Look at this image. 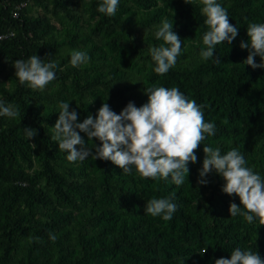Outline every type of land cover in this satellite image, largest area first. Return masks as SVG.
Masks as SVG:
<instances>
[{"label":"trees","instance_id":"1","mask_svg":"<svg viewBox=\"0 0 264 264\" xmlns=\"http://www.w3.org/2000/svg\"><path fill=\"white\" fill-rule=\"evenodd\" d=\"M101 2L0 0V34H9L0 41V100L20 112L0 116V264H215L236 247L264 258V226L230 216V203L240 200L222 192L223 179L213 171L206 186L197 184L204 145L222 154L238 149L264 177V69L243 63L249 53L240 48L248 24L264 23V0H217L239 28L231 45H217L219 63L199 55L207 31L200 0H119L112 17L97 11ZM163 19L183 45L176 66L160 76L149 49L163 43L154 35ZM72 50L87 52L89 62L71 66ZM36 54L58 62L44 91L15 77L13 62ZM153 86L179 88L204 105L206 122H215V135L196 150L198 161L189 164L182 186L144 178L135 168L125 174L111 161L69 163L51 139L60 101L82 122L103 103L117 114L130 101L142 106ZM24 127L38 135L27 140ZM80 135L90 148L100 143ZM173 193L177 211L170 221L144 213L148 200Z\"/></svg>","mask_w":264,"mask_h":264},{"label":"clouds","instance_id":"2","mask_svg":"<svg viewBox=\"0 0 264 264\" xmlns=\"http://www.w3.org/2000/svg\"><path fill=\"white\" fill-rule=\"evenodd\" d=\"M184 2L191 4L192 0ZM200 2L201 14L206 17L204 24L207 31L203 35L205 47L199 55L204 61L215 58L219 63V57L214 55L217 45L224 42L231 45L239 34V28L230 23L227 9L217 0ZM118 6L119 0H102L97 11L112 17ZM173 27L172 22L163 19L154 33L155 38L163 43L149 49L151 60L155 63L154 72L160 76L176 66L182 53L183 41L173 31ZM247 36L249 39L240 43V48L249 53L243 63L252 69H264V23H249ZM257 56L261 58L259 64L255 62ZM89 60L90 56L85 51L72 50L70 53V64L73 67H80ZM13 67L20 84H26L32 90L44 91L56 79L58 62H45L36 54L27 59L15 60ZM145 92L148 100L140 107L130 101L117 114L108 103H103L95 117L90 114L82 122H79L77 110H70V103L60 101L59 117L52 127L51 139L58 144L59 151L67 153L69 163L82 162L89 157L111 161L125 174H132L135 168L136 173L144 178H170L174 185L182 186L186 175L189 178V164L198 161L196 150L207 136L215 135V122H206L202 111L204 105L189 99L177 87L153 86L145 89ZM0 116L17 118L20 116L19 108L0 100ZM23 133L29 140L38 135V130L24 127ZM80 133H85L88 141L98 140L100 143L90 148ZM32 146L37 147L36 144ZM203 152L204 159L202 168L198 170L197 184L206 186L209 183L206 177L214 171L224 181L222 192L239 197V205L230 203V216L239 215L248 224L258 220L264 226V177L252 167L246 166L247 160L236 148L222 154L219 147L204 145ZM174 199V193L170 197L152 198L147 201L144 213L170 221L177 211ZM56 238L54 233H49L52 242ZM28 239L30 242L40 240L39 237L31 236ZM207 251L208 248H205L202 254H198L203 256ZM215 264H264V258L259 252L236 247L230 259L221 257L215 259Z\"/></svg>","mask_w":264,"mask_h":264},{"label":"built area","instance_id":"3","mask_svg":"<svg viewBox=\"0 0 264 264\" xmlns=\"http://www.w3.org/2000/svg\"><path fill=\"white\" fill-rule=\"evenodd\" d=\"M13 33H10V35H12ZM9 36V34H0V41L4 38H7Z\"/></svg>","mask_w":264,"mask_h":264},{"label":"rangeland","instance_id":"4","mask_svg":"<svg viewBox=\"0 0 264 264\" xmlns=\"http://www.w3.org/2000/svg\"><path fill=\"white\" fill-rule=\"evenodd\" d=\"M37 9H38L37 7L33 8L32 11H31V14L32 15H36L37 12H38Z\"/></svg>","mask_w":264,"mask_h":264}]
</instances>
